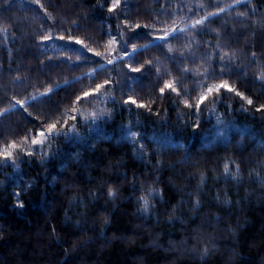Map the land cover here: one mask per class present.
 <instances>
[{
	"label": "trees",
	"instance_id": "16d2710c",
	"mask_svg": "<svg viewBox=\"0 0 264 264\" xmlns=\"http://www.w3.org/2000/svg\"><path fill=\"white\" fill-rule=\"evenodd\" d=\"M114 3L0 0V264H264V0Z\"/></svg>",
	"mask_w": 264,
	"mask_h": 264
},
{
	"label": "snow or ice",
	"instance_id": "6c2138e0",
	"mask_svg": "<svg viewBox=\"0 0 264 264\" xmlns=\"http://www.w3.org/2000/svg\"><path fill=\"white\" fill-rule=\"evenodd\" d=\"M36 2L38 3L39 0H36ZM117 4H118V0H116V3L113 4V9L117 6ZM201 22H202V21H200V20L196 21L197 24H199V23H201ZM172 31L175 32L176 29L173 28ZM181 31H183V29H181ZM60 39H63V37H60ZM157 39L166 40V39H167V33H166L164 36L157 37ZM112 42L114 43L115 41H112ZM76 43L79 44V43H81V41L77 40ZM125 44H127L126 41H125ZM135 51H136V49L134 48V49H133V52H135ZM121 58H123V57H121ZM108 62H109V63H112L111 60H109ZM128 63H129V65H131V61H128ZM132 71H134V72H138L139 69H138V68H132ZM99 87H103V85H101V86H99ZM164 88H170L173 92H176V91H177V89H176L175 87H173V85H172L171 83H166V84L164 85V87L160 88V92H161V94H163V92H164ZM219 88H227L229 91H234V89H232L231 87H229L226 83L220 84L215 90H216V91H219ZM207 91H208V92H212V91H213V88L209 87V88L207 89ZM236 94H237V95H242V94L239 93V92H237ZM85 95H87V94H85ZM242 98L247 99V98H245V97H242ZM206 99H207V95H206V94H202V95L198 98V100H197V102H196V106L199 107V104H200V103H203V101L206 100ZM129 101H130L132 104L136 105L137 107H145V105H144L143 103L137 104V101H136L135 99L131 98V97H129V98H128V101H126V102H129ZM18 103H19V102H18ZM185 103L187 104V101H185ZM247 103H248V104H252V100H251V99H247ZM189 106H191V105H189ZM258 110H259V109H258ZM73 118H74V117H73ZM55 128H56V125H55V124H51V125L48 127V134H49V135H53V134H54V135H59L60 133H59L58 131L54 133L53 130H54ZM39 136H40L42 139L33 138V139H32V143H33V144L43 143L44 140L47 139V136L45 135V132H44L43 130H41V131L39 132ZM12 147L15 148L16 145L13 144ZM30 154H31V153H30ZM9 155H10V154H9ZM225 171L227 172V166H225ZM21 206H22V205H21Z\"/></svg>",
	"mask_w": 264,
	"mask_h": 264
}]
</instances>
